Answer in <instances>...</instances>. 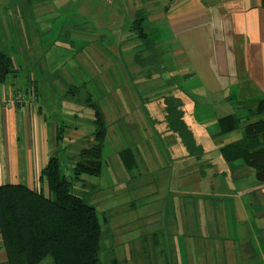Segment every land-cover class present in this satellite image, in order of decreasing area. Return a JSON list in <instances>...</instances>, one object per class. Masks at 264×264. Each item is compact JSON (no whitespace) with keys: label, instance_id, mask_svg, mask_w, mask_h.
<instances>
[{"label":"rangeland","instance_id":"obj_1","mask_svg":"<svg viewBox=\"0 0 264 264\" xmlns=\"http://www.w3.org/2000/svg\"><path fill=\"white\" fill-rule=\"evenodd\" d=\"M22 1L10 0L7 3L0 0V8L9 11L20 9ZM29 1L31 9L38 10L39 16L33 22L37 28L33 27L30 32L36 35H32L33 46L27 49L28 58L23 61L25 73L21 71L15 77L10 75L9 79L14 87L17 84L22 87L21 91H16L25 96L27 103L45 105L41 109L46 111L50 120L70 127L66 128L60 155L65 166L63 174L67 178L71 176L68 168L73 165L69 157L75 156L86 144L81 142L82 137L91 131L89 122L93 113L87 99L97 102L105 115L108 131L102 149V174L100 178L84 177L82 182L73 183L75 192L82 184L85 185V200L95 207L101 224L107 230L111 228L110 233L122 235L123 244L116 248L117 251L106 247L100 253L101 263L110 264L114 259L120 264H153L166 259H170L167 261L169 264H174L171 261L187 262L185 248L177 250L175 259L171 252L162 251L160 246L152 247V233L157 230L172 238L173 230L182 227L185 234H191V230L196 231L195 226L200 228L195 218L202 215V204L207 208L205 216L210 214L211 221L214 220V205L229 209L236 200L241 202L244 199L236 197L237 188L251 182L241 183V169L236 164L225 162L218 153L220 146L240 139L241 132L215 140L211 135L207 138L203 135L208 134L210 128L217 131V119L220 117L228 114L244 116L245 107L227 102L225 95L215 100L204 95L194 79L184 80L185 70L175 60L163 63L165 72L135 64L134 57L141 39L137 38L135 31H130V26L136 13L153 9L151 11L156 13L147 12L153 21L147 20L144 26L154 40L162 39L163 34L156 33L155 24L158 25L156 17L164 9L154 8L167 4L169 0ZM11 14L20 38H23L26 35L22 36L21 32L26 33L19 25H23L19 12L13 10ZM35 30L39 33L45 31L41 47L38 44L40 34ZM20 55L25 54L21 51ZM33 55L39 59L35 64L31 60ZM25 80L29 81L28 90L32 86L31 81H40L37 89L41 94L37 91L36 94L26 93L23 90ZM172 97L181 100L185 116L205 148L199 158L189 156L177 138L165 131L162 107ZM204 118L208 119V126L203 125ZM76 126L79 130L74 129ZM125 148L133 149L137 164L128 172L119 158V152ZM247 170L248 176L252 173L251 181L256 185L253 171ZM178 183L185 188L179 190ZM205 184L209 187L213 184V191L206 193L208 188ZM36 188H39L38 181L35 182ZM246 191L251 192V189ZM228 213L227 229L232 234L234 218L231 211ZM185 214L193 217L194 222L186 224ZM220 224L222 226V221ZM253 225L256 227L257 224L250 220L249 230H253ZM216 230H222L219 223ZM178 234L179 238L186 236L181 231ZM229 239L235 240L232 235ZM187 248L192 250L191 244ZM155 250L157 259H154ZM196 250H199L197 246Z\"/></svg>","mask_w":264,"mask_h":264},{"label":"crops","instance_id":"obj_2","mask_svg":"<svg viewBox=\"0 0 264 264\" xmlns=\"http://www.w3.org/2000/svg\"><path fill=\"white\" fill-rule=\"evenodd\" d=\"M9 1L6 0L7 3ZM148 5L152 6L150 3ZM162 8L163 15L160 13L156 17L158 25L155 24V27L156 33L163 34V38H158L157 41L163 48L164 62L175 60L181 69L185 70L182 75L184 80L194 79L200 91L212 100L225 95L227 102L241 107L252 106L264 96V0H169L167 4L154 9ZM13 10L19 12V20L23 22V25L19 24L26 33L21 32L22 36L26 35L23 38H20L14 23L15 19L11 14ZM31 10L32 12L25 8L9 11L7 8H0V50L6 51L13 61V77L21 71L25 73L23 61L28 58L27 49L33 46L32 35H36L30 32L33 27L37 28L33 22L39 15L38 10ZM151 10L153 9H147L145 12L149 13ZM150 20L153 21L148 16V22ZM35 31L39 33V30ZM44 33L45 31H42L38 35L40 47ZM21 51L24 56L20 55ZM31 60L34 64L39 61L35 55ZM175 69L178 71V67ZM175 69L173 71H176ZM167 75L171 77L170 73ZM9 77L10 75L0 84V186L21 184L33 189L40 171L54 153L55 135L60 123L50 120L46 111L41 109V106L45 108V105H38L39 102L29 103L23 109L18 105H5L4 101L9 94L16 90L21 91L22 88L19 84L14 87ZM27 82L29 81L25 80V92L40 93L37 89V85L40 87V81H31L30 90L27 89ZM36 100L38 101V96ZM204 122L203 125L208 126V119L204 118ZM214 131V128H210L209 134ZM203 136L209 137L208 134ZM233 164L241 169L242 174H247L244 177L240 175V182H251L237 188L236 197H244L241 202L236 200L234 206L229 209L224 204L225 207L220 205L219 208L214 205V220L211 221L208 217L210 214L205 216L207 208L202 204V217L195 218L201 229L195 226L196 231L191 230V234H185L182 227L177 231L173 230L172 238L165 237L157 230L152 233V247L158 245L162 251L171 252L172 258L174 256L177 259V250L185 248L187 262L171 261L172 263L264 264V192L261 190L264 189V184L256 182L255 185L251 181L252 173L249 171L248 176V170L242 169L241 162ZM178 185L179 190L185 188L182 183ZM212 185H204L208 188L206 193L213 191ZM248 189H251V192L246 191ZM230 211L234 218L232 234L227 229ZM250 220L257 224L256 227L253 225L252 231L249 230ZM184 221L186 224L194 222L193 217L186 214ZM217 223L221 231H215ZM178 231L186 236L179 238ZM213 231L216 233L213 234ZM231 235L235 240L229 239ZM121 236H116L114 245L119 247L123 244ZM188 244H191L192 250L187 248ZM196 246L199 250H196ZM154 259H157L156 250ZM167 261L170 259L153 264H169ZM0 264H7L6 253L1 245Z\"/></svg>","mask_w":264,"mask_h":264},{"label":"trees","instance_id":"obj_3","mask_svg":"<svg viewBox=\"0 0 264 264\" xmlns=\"http://www.w3.org/2000/svg\"><path fill=\"white\" fill-rule=\"evenodd\" d=\"M19 5L20 9L32 7L29 0H23ZM147 20L146 12L136 13L130 26V31H135L137 38L141 39L134 62L139 67L150 66L153 70L165 72L163 48L158 47L160 43L146 32ZM14 69L10 55L0 50V84L15 73ZM87 102L93 113L89 122L91 131L82 137L81 142L86 144L75 156L69 157L73 163L68 168L70 178L63 174L65 166L60 158L66 128L70 127L60 124L56 130L54 153L38 176L39 188L30 189L21 184L0 186V245L6 253L7 264H102L100 253L106 247L118 248L114 245L116 235L110 233L111 228L107 230L101 224L95 207L86 202L85 185L82 184L76 192L73 189V183L82 182L84 177L100 178L102 174V149L108 127L98 103L88 99ZM165 102L162 107L165 131L178 139L189 156L201 157L205 148L186 118L181 100L172 97ZM244 110V116L229 114L217 119V131L208 133V136L215 140L240 131L241 138L220 146L218 153L227 163L241 162L253 171L256 182L264 184V96ZM134 156L131 148L119 152L127 172L137 166ZM90 186L94 188V185ZM110 264L120 262L114 259Z\"/></svg>","mask_w":264,"mask_h":264},{"label":"built area","instance_id":"obj_4","mask_svg":"<svg viewBox=\"0 0 264 264\" xmlns=\"http://www.w3.org/2000/svg\"><path fill=\"white\" fill-rule=\"evenodd\" d=\"M0 102H1V99H0ZM29 103H27L25 96L21 95L20 92H17V91L10 93L8 98L4 101L5 105H8V106L18 105L19 107H21V109H23V107H26V105H28Z\"/></svg>","mask_w":264,"mask_h":264}]
</instances>
